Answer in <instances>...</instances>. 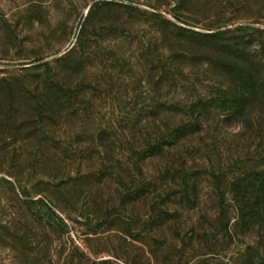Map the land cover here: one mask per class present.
<instances>
[{"label": "rangeland", "instance_id": "374dc122", "mask_svg": "<svg viewBox=\"0 0 264 264\" xmlns=\"http://www.w3.org/2000/svg\"><path fill=\"white\" fill-rule=\"evenodd\" d=\"M167 22L264 43V0H0V264H264V210L231 187L264 171L263 105L146 155L141 103L178 92L157 84Z\"/></svg>", "mask_w": 264, "mask_h": 264}, {"label": "trees", "instance_id": "16d2710c", "mask_svg": "<svg viewBox=\"0 0 264 264\" xmlns=\"http://www.w3.org/2000/svg\"><path fill=\"white\" fill-rule=\"evenodd\" d=\"M220 29H208L209 33H200L167 22V32L173 41L166 40V37L163 36V45L161 44L158 50L162 55L165 52L170 53L171 57L169 63L168 59H164L163 56V59L161 61L159 59L157 62L158 66L155 71L160 75V81L157 84L162 91L169 90L168 94L173 91L178 92L173 94L171 99L163 95L164 98L162 97L160 101L141 103L143 108L138 112L139 115L141 113L144 128L149 129L153 126L161 128L155 142L147 144L145 152L148 158L153 155L154 151L160 155L167 147L177 146L182 141L185 143L195 134L208 130L210 122L219 124L225 121L217 114L212 117L205 116L209 107L216 106V110H221L223 106L230 105L229 109L233 110L240 109L241 106L245 109L249 104L264 106L263 40L260 42L252 40L249 27L238 26L234 29ZM248 36L251 39L245 40ZM185 41L187 42L185 43ZM210 58H214L212 63L217 76L213 82L219 86V89L213 87L210 90L211 88L206 85L211 81L207 79V73L211 70L206 69L211 63ZM221 81L226 84L234 83V91L230 93L222 91L220 89L222 84H219ZM185 85L192 87L186 90ZM196 88L200 91L197 92ZM208 89L209 93H207ZM46 90L47 94L54 97H49V100L53 105H57L58 112L62 111L63 100L60 97L63 95V86L55 82ZM185 91L201 98V100L189 101L185 97ZM203 92L206 93L203 94ZM32 93L30 94L31 98L37 101L40 93H44V91L36 89ZM208 97L210 98L208 99ZM219 97H222L220 101ZM34 110L39 113L37 103ZM56 111H50V113L55 114ZM177 118L179 121L175 122ZM240 120L243 119L240 118ZM253 176L254 174L248 176L246 180L231 185L233 201L243 209L252 205L251 200H253L255 207L264 210V171L256 175V178ZM245 182H248L247 187L252 189L251 191L253 188L256 189L255 193L253 192L254 197L244 195L242 183Z\"/></svg>", "mask_w": 264, "mask_h": 264}]
</instances>
